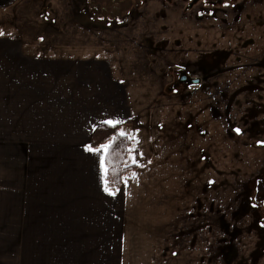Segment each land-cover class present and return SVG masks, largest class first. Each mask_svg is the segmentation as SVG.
Here are the masks:
<instances>
[{"label": "rangeland", "instance_id": "obj_1", "mask_svg": "<svg viewBox=\"0 0 264 264\" xmlns=\"http://www.w3.org/2000/svg\"><path fill=\"white\" fill-rule=\"evenodd\" d=\"M12 14L22 33L55 47L93 45L111 63L132 105L120 130L133 138L128 160L145 147L140 157L157 158L153 190L180 229L183 262L191 245L195 264H264L255 197L264 179V0H32L19 20ZM180 70L200 82H179Z\"/></svg>", "mask_w": 264, "mask_h": 264}, {"label": "crops", "instance_id": "obj_2", "mask_svg": "<svg viewBox=\"0 0 264 264\" xmlns=\"http://www.w3.org/2000/svg\"><path fill=\"white\" fill-rule=\"evenodd\" d=\"M31 1L0 0V29L12 30L0 35V264H195L191 245L183 262L146 147L106 191V151H89L91 136L109 120L121 133L132 105L95 46L18 29L12 13Z\"/></svg>", "mask_w": 264, "mask_h": 264}, {"label": "trees", "instance_id": "obj_3", "mask_svg": "<svg viewBox=\"0 0 264 264\" xmlns=\"http://www.w3.org/2000/svg\"><path fill=\"white\" fill-rule=\"evenodd\" d=\"M111 143L105 154V187L110 192H115L121 185L124 175L135 169L136 164H126L125 157L130 152L132 138L125 134L120 135L118 124L111 127L100 123L92 133L90 146L96 147L101 144ZM107 182V184H106ZM255 197L264 203V179L255 182Z\"/></svg>", "mask_w": 264, "mask_h": 264}, {"label": "snow or ice", "instance_id": "obj_4", "mask_svg": "<svg viewBox=\"0 0 264 264\" xmlns=\"http://www.w3.org/2000/svg\"><path fill=\"white\" fill-rule=\"evenodd\" d=\"M0 35H2V33H0ZM103 123H105V124H107V125H109L111 127H115L119 123V121H111V120H109V121H104ZM120 135H125V133L121 132ZM110 146H111V143L109 142L107 144H101L98 148H95V149H93L91 146H88V150L89 151H93V152H101V151H106ZM131 159H132L133 163H137V161H136L134 156ZM101 163L102 164L104 163L103 159L101 160ZM106 184H107V182H106ZM108 190L109 189L106 186V191H108ZM116 191H118V189ZM110 194H115V193L114 192H110Z\"/></svg>", "mask_w": 264, "mask_h": 264}, {"label": "water", "instance_id": "obj_5", "mask_svg": "<svg viewBox=\"0 0 264 264\" xmlns=\"http://www.w3.org/2000/svg\"><path fill=\"white\" fill-rule=\"evenodd\" d=\"M178 81L179 82H187L189 84H198L200 82V79L198 77H192L190 76L186 71L180 70L178 74Z\"/></svg>", "mask_w": 264, "mask_h": 264}, {"label": "flooded vegetation", "instance_id": "obj_6", "mask_svg": "<svg viewBox=\"0 0 264 264\" xmlns=\"http://www.w3.org/2000/svg\"><path fill=\"white\" fill-rule=\"evenodd\" d=\"M103 12H105V11L103 10Z\"/></svg>", "mask_w": 264, "mask_h": 264}]
</instances>
